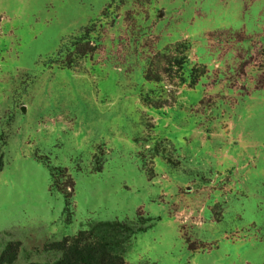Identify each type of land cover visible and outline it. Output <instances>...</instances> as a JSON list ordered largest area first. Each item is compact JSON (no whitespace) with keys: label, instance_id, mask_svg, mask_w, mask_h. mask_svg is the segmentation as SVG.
Here are the masks:
<instances>
[{"label":"rangeland","instance_id":"obj_1","mask_svg":"<svg viewBox=\"0 0 264 264\" xmlns=\"http://www.w3.org/2000/svg\"><path fill=\"white\" fill-rule=\"evenodd\" d=\"M1 155L13 264L115 219L126 264H264V0H0Z\"/></svg>","mask_w":264,"mask_h":264},{"label":"trees","instance_id":"obj_2","mask_svg":"<svg viewBox=\"0 0 264 264\" xmlns=\"http://www.w3.org/2000/svg\"><path fill=\"white\" fill-rule=\"evenodd\" d=\"M91 25L84 26L79 34L72 35L67 40H63L58 52L50 58L49 63H56L62 67H75L74 56L77 58L87 57L94 51L98 37L92 36ZM92 44H95L92 46ZM183 65L184 61L177 60ZM147 78L151 77L146 74ZM4 167V156H0V172ZM65 167L51 166L52 187L58 189L57 174L66 173ZM75 183L66 185L60 189L71 204ZM141 217L138 215V220ZM143 222V221H142ZM128 219L125 220H100L89 223L87 229L80 230L76 235L65 237L61 241L49 244L51 248L57 250L60 255L51 261L30 262L28 264H126L124 253L126 252L131 238L144 230ZM20 242H8L5 249L0 253V264H13L19 255Z\"/></svg>","mask_w":264,"mask_h":264}]
</instances>
